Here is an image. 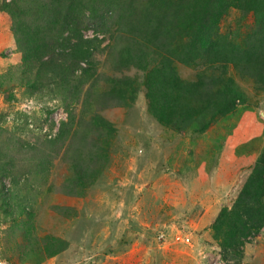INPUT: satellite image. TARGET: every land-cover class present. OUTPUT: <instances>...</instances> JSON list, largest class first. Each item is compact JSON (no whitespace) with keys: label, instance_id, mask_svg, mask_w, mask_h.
Here are the masks:
<instances>
[{"label":"rangeland","instance_id":"1","mask_svg":"<svg viewBox=\"0 0 264 264\" xmlns=\"http://www.w3.org/2000/svg\"><path fill=\"white\" fill-rule=\"evenodd\" d=\"M11 1L0 0V264H264V218L233 251L216 232L264 157V0L259 15L229 0L206 49L196 21L220 0H97L96 28L112 30L87 31L91 62L52 81L22 68ZM165 60L192 86L170 87L171 124L148 99Z\"/></svg>","mask_w":264,"mask_h":264},{"label":"trees","instance_id":"2","mask_svg":"<svg viewBox=\"0 0 264 264\" xmlns=\"http://www.w3.org/2000/svg\"><path fill=\"white\" fill-rule=\"evenodd\" d=\"M188 2L182 7L175 8L181 13L187 8ZM258 2L259 0H234V5H246L259 15L261 9ZM230 4L229 0H220L216 10L203 9L200 21H196L200 22L197 24H201L202 29L199 36L196 35L193 38L194 43L202 41L204 49L206 46L209 47L208 43H211V40L205 38L217 29L221 16L229 9ZM6 5L5 10L13 18L14 34L17 45L23 54L22 68L26 74L33 73L38 66L40 80H43V77L50 81L59 77L66 80L68 74L75 76L80 71L73 70L69 66L65 67V64L91 62L89 60L92 57L91 49L94 47V41L86 40L85 33L93 27L96 28L98 24L96 19L100 18V9L97 0H12ZM180 21L185 22L186 20L180 19ZM112 27L113 25L110 23H105L95 30L97 33L105 34L111 31ZM222 43L223 47L225 44ZM227 46L230 48L229 45ZM140 53L142 50L138 49L137 54H133V57H137ZM57 60L60 63H57ZM160 72L164 75H162L164 81L159 78L156 82L154 81V87H151L148 94L149 107L161 123L171 124L172 121H175V117L179 116L180 105L176 104L173 97L171 98L170 87L172 84L176 85L175 89H181L185 94H188L191 92L192 86L179 83L170 61H163L162 68L158 73ZM36 83L34 82L32 85ZM71 91L78 92L79 89L70 88L69 93ZM228 98L230 99V96ZM236 99L237 97L230 99L231 104H235ZM219 110L223 111V106L219 107ZM5 182L4 178L1 179V196L7 191ZM233 210L232 213L228 210L223 211V218L219 217L216 229L218 236H221L223 240L224 248L231 251L238 249L249 238L255 223L264 218V157L260 159L245 184ZM244 217H247L246 220Z\"/></svg>","mask_w":264,"mask_h":264}]
</instances>
